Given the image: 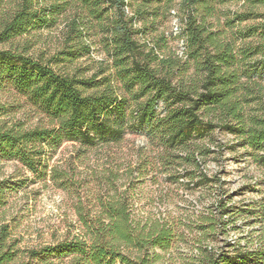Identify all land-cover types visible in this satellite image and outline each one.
I'll list each match as a JSON object with an SVG mask.
<instances>
[{"label":"trees","instance_id":"trees-1","mask_svg":"<svg viewBox=\"0 0 264 264\" xmlns=\"http://www.w3.org/2000/svg\"><path fill=\"white\" fill-rule=\"evenodd\" d=\"M131 1L0 0V44H11L0 49V88L13 87L49 119L45 126L27 128L0 117V159L18 161L30 172L40 174L47 167L48 151L57 150L63 142L94 147L123 136L126 100L116 92L113 80L103 83L97 76L78 77L56 68L91 53L82 40L85 23L92 17L107 37L124 83L131 91L139 87L140 97H146L135 112L138 124L163 134L175 151L186 152L185 157L177 156L179 160L193 161L198 169L203 167L200 148L188 146L204 130L203 114L214 111L230 113L235 121L227 122L226 129L245 138L248 145H264V117L249 122L241 118L234 74L228 69L232 50L228 44L221 45L207 23V15L213 16L224 0L165 1L169 11L177 1L187 11L184 35L188 59L203 58L202 91L189 84H174L177 57H164L151 40L145 39L143 27L139 26L141 8L162 0H137L140 9L129 15L126 8ZM248 1L264 8V0ZM72 3L80 4V13L68 22L69 50L59 52L52 60L30 54L27 49L35 38L34 32L50 27ZM199 7L205 11L204 18ZM21 41L22 45H18ZM160 103L168 106L161 120L156 115ZM208 127L213 129L212 123ZM217 180L202 171L193 186L218 183ZM11 189L9 179H0V206ZM133 205L130 199L112 196L99 201L100 211L95 215L79 209L80 234L56 245L27 249V260L24 251L10 239L8 225H2L0 264H32L35 260L54 264L49 261L52 257L60 261L69 257V264H157L164 257L159 251L171 254L181 244L198 249L197 264H264V244L256 249L234 240L221 249L210 245L213 236L236 229L230 227L232 210L227 200L213 201L209 210L176 212L165 219L137 218Z\"/></svg>","mask_w":264,"mask_h":264},{"label":"rangeland","instance_id":"rangeland-1","mask_svg":"<svg viewBox=\"0 0 264 264\" xmlns=\"http://www.w3.org/2000/svg\"><path fill=\"white\" fill-rule=\"evenodd\" d=\"M165 1L141 8L139 26L143 27L145 39L151 40L164 57L175 58L177 39L171 34L172 11H176L183 25L187 11L178 1L169 11ZM139 5L132 0L130 11L139 10ZM77 10L80 11V4L72 3L50 27L34 32L28 52L52 60L59 52L69 50L68 22L80 13ZM198 11L204 18V9L199 7ZM207 23L221 45L228 44L232 50L228 69L234 74L235 96L243 111L241 118L249 122L264 117V8L248 0H224L213 16L207 15ZM83 31L82 41L91 53L56 68L78 77L97 76L103 83L112 79L116 92L126 100L122 123L125 132L120 139L100 142L94 147L63 142L57 150L48 151L47 167L40 174L30 172L18 161L0 159V179L13 183L5 204L0 206V227L8 225L10 239L24 251V258L28 259L27 249L56 245L80 234L78 210L95 215L100 211L99 201L112 196L133 201L137 218L162 219L186 210H209L213 201L227 200L232 210L230 227L236 229L213 236L210 245L221 249L234 240L256 249L264 244V145H248L245 138L226 129L225 124L235 121L234 117L214 111L203 114L204 130L188 146L200 148L203 167L198 169L193 161L179 160L177 156L185 157L186 152L175 151L163 134L150 132L138 124L135 112L146 97H140L139 87L131 91L124 83L107 37L93 17L85 23ZM139 39L145 45L144 39ZM9 47V43L0 44V49ZM176 59L174 84L178 87L189 84L201 90L203 58ZM167 111V104L160 103L156 115L161 120ZM0 117L9 124L21 123L27 128L49 123L26 96L9 85L0 88ZM209 123L213 125L211 130ZM202 171L217 178L218 183L194 187ZM159 253L164 257L157 264H197L198 249L191 245H178L171 254ZM46 261L31 263L46 264ZM49 261L70 262L69 257L61 261L52 257Z\"/></svg>","mask_w":264,"mask_h":264},{"label":"built area","instance_id":"built-area-1","mask_svg":"<svg viewBox=\"0 0 264 264\" xmlns=\"http://www.w3.org/2000/svg\"><path fill=\"white\" fill-rule=\"evenodd\" d=\"M126 10L129 15H133L129 7H127ZM172 13L173 20L171 22V34H173L177 39V48L175 51V56L181 60H186L188 59V41L184 35L185 26L182 24L180 17L177 16L176 11L173 10Z\"/></svg>","mask_w":264,"mask_h":264}]
</instances>
